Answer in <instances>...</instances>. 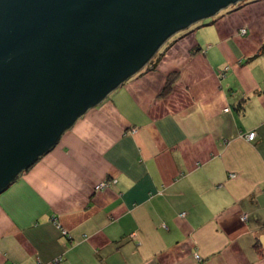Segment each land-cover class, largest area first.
Here are the masks:
<instances>
[{"label":"crops","instance_id":"crops-1","mask_svg":"<svg viewBox=\"0 0 264 264\" xmlns=\"http://www.w3.org/2000/svg\"><path fill=\"white\" fill-rule=\"evenodd\" d=\"M256 1L161 48L0 193V264H264Z\"/></svg>","mask_w":264,"mask_h":264},{"label":"water","instance_id":"water-1","mask_svg":"<svg viewBox=\"0 0 264 264\" xmlns=\"http://www.w3.org/2000/svg\"><path fill=\"white\" fill-rule=\"evenodd\" d=\"M238 1L0 0V193L170 36Z\"/></svg>","mask_w":264,"mask_h":264},{"label":"rangeland","instance_id":"rangeland-1","mask_svg":"<svg viewBox=\"0 0 264 264\" xmlns=\"http://www.w3.org/2000/svg\"><path fill=\"white\" fill-rule=\"evenodd\" d=\"M248 1H251V0H241V1H238L236 3H233V4H230L229 6L221 9L219 12L215 13L214 15L212 16H209L207 18H203V19H200L194 23H192L190 26H188L187 28L173 34L172 36H170V38H168L166 40V42L164 43L165 45H162L160 48H164V46H167L172 40H174L175 38H179L182 36V34L186 33L187 30H189L190 28L196 26L198 23L202 24V26L206 27V26H209V24H212L213 22L219 20V19H222L224 16H227V15H230L232 13H235L237 11H240L241 8L245 7L246 5H248ZM256 2H259L258 0ZM244 4V5H243ZM243 5V6H242ZM243 29L245 30L246 28L244 27H241L240 30H239V33L238 34H241L242 36L243 35H246V34H243L242 31ZM247 31V30H245ZM247 33V32H246ZM160 50V49H159ZM157 52V54L161 53V51ZM83 116V115H82ZM251 132H249L246 136H248ZM38 161V160H37ZM36 161V162H37ZM35 162V163H36ZM96 187V186H95Z\"/></svg>","mask_w":264,"mask_h":264},{"label":"trees","instance_id":"trees-1","mask_svg":"<svg viewBox=\"0 0 264 264\" xmlns=\"http://www.w3.org/2000/svg\"><path fill=\"white\" fill-rule=\"evenodd\" d=\"M199 24V23H198ZM240 30V29H239ZM246 30V29H245ZM188 32V30H187ZM247 31H245V34H246ZM199 47L197 48L196 51H199ZM264 53V44L260 47V50L254 54L250 59L252 58H256L260 55H262ZM157 55V54H156ZM155 55V56H156ZM162 56V53H160L159 55H157L156 57H153L155 60H153V58L147 63V65L145 66V71L147 70H154L156 65H157V62L160 60ZM178 76V73L177 72H171L170 74H168L166 76V80H165V83L161 89V92H160V95L161 96H165L167 95L168 93H170L172 91V87H173V84L176 80ZM239 107L241 108V104L239 105ZM251 141V140H250ZM29 169V168H28ZM27 170V169H26ZM25 170V171H26ZM180 216H183L182 214ZM245 216L246 218V215L244 214L243 217ZM255 249L258 250L260 253H262V246L260 244V242L258 241V239H256V242H255Z\"/></svg>","mask_w":264,"mask_h":264},{"label":"built area","instance_id":"built-area-1","mask_svg":"<svg viewBox=\"0 0 264 264\" xmlns=\"http://www.w3.org/2000/svg\"><path fill=\"white\" fill-rule=\"evenodd\" d=\"M242 33L245 34V30L244 29H243ZM225 110L228 111V108H226ZM254 137H255V133L254 132H251L248 136H246L247 140H253ZM108 185H109V182H101L99 185H97V188H104V187H106ZM242 219H245V216L242 217ZM195 258L197 260H200V257L197 254L195 255Z\"/></svg>","mask_w":264,"mask_h":264}]
</instances>
